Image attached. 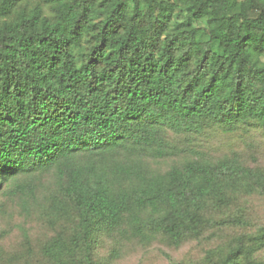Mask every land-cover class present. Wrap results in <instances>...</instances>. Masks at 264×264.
Listing matches in <instances>:
<instances>
[{
	"label": "trees",
	"instance_id": "trees-1",
	"mask_svg": "<svg viewBox=\"0 0 264 264\" xmlns=\"http://www.w3.org/2000/svg\"><path fill=\"white\" fill-rule=\"evenodd\" d=\"M46 2L49 14L0 0V186L27 176L28 214L40 207L32 176H52L50 209L77 217L74 250L86 259L103 229L179 246L247 227L228 213L264 196V172L196 151L179 163L188 151L162 130L264 129V0ZM166 160L168 171H153ZM263 253L264 226L209 249L203 264H264Z\"/></svg>",
	"mask_w": 264,
	"mask_h": 264
},
{
	"label": "rangeland",
	"instance_id": "rangeland-1",
	"mask_svg": "<svg viewBox=\"0 0 264 264\" xmlns=\"http://www.w3.org/2000/svg\"><path fill=\"white\" fill-rule=\"evenodd\" d=\"M47 0H23L32 8L43 7L50 13ZM203 28L204 23H195ZM163 137L180 149L187 150L179 159L197 156L210 161L237 156L245 166L264 172V129L248 124L234 133H225L218 126L208 127L201 135H177L163 129ZM173 160L151 161L153 171L164 173ZM38 188L40 207L31 202L30 212L22 208L18 186L28 177L9 178L0 186V264H203L206 252L227 243L232 237L257 231L264 226V196L243 198L228 214L242 215L247 227L211 229L199 239H190L179 246L164 235L134 239L122 230L96 231L90 241L86 259L74 250L77 222L74 214L51 211L49 200L56 194L52 176H32ZM30 178V179H32ZM59 213V214H56ZM69 250V251H68ZM264 259V253L259 256Z\"/></svg>",
	"mask_w": 264,
	"mask_h": 264
}]
</instances>
